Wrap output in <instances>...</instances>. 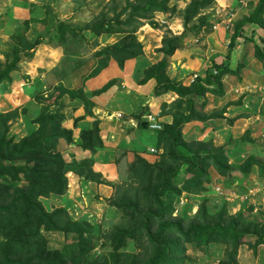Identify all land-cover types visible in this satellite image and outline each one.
Returning <instances> with one entry per match:
<instances>
[{
	"label": "rangeland",
	"instance_id": "374dc122",
	"mask_svg": "<svg viewBox=\"0 0 264 264\" xmlns=\"http://www.w3.org/2000/svg\"><path fill=\"white\" fill-rule=\"evenodd\" d=\"M261 1L0 0V72L14 60L16 48L34 45L40 36L45 40L24 49L23 58L36 55L35 60L11 75L6 91L0 87V108L7 110L0 113L9 116L0 117V260L9 252L17 260L39 255L35 264H148L160 253L144 227L152 212L154 234L166 220L172 224L169 237L180 243L174 264H264V62L258 53L264 50V29L249 21ZM101 22L110 23L113 33L93 36ZM236 32L243 33L242 42L231 49ZM216 63L235 72L223 76L224 93L196 100L194 120L182 125V140L171 158L170 126L187 111L188 101L177 93L166 96L173 92L169 84L191 90ZM158 71L161 134L151 128L141 136L132 129L121 134L97 117V130L87 139L82 130L77 140L73 135L58 148L56 127L64 118L63 125L72 130L80 118L69 120L61 113L67 105L62 98L47 104L57 88L82 89L91 99L113 85L124 91L127 78L134 85L144 83ZM17 130L23 132L12 142L5 139ZM82 137L91 154L83 152ZM146 137L157 139L149 143ZM38 138L39 148L24 149L26 140ZM103 147L115 155L93 172ZM180 147L201 162L199 168L181 163ZM176 166L179 174L161 195L166 218H154L161 176ZM79 173L91 179L83 189L72 177ZM61 178H67V186L72 179V188L58 185ZM100 183L110 185L109 197L96 192ZM233 218L245 234L240 246L202 244L201 227H228Z\"/></svg>",
	"mask_w": 264,
	"mask_h": 264
},
{
	"label": "trees",
	"instance_id": "16d2710c",
	"mask_svg": "<svg viewBox=\"0 0 264 264\" xmlns=\"http://www.w3.org/2000/svg\"><path fill=\"white\" fill-rule=\"evenodd\" d=\"M157 1V0H154ZM210 2H212V0H204V3L206 5L210 4ZM261 4L258 5V7L255 9L256 13L254 14V16H252L250 18V22L259 24L263 29H264V21L261 20V17L263 16L264 13V0H262L260 2ZM198 5L200 4V2L197 3ZM251 6L253 5L252 3H250ZM166 9V7H165ZM113 33V29L112 26L110 25V23L107 22H101L99 24H97V26H95L92 29V34L95 37H99L101 35H105V34H111ZM242 32H236V34H234L231 43H230V48L233 49V47L237 46V42H238V37L242 36ZM45 40L44 38H42L40 36V38L37 40V42L33 45L31 44L29 47L30 48H34L35 45H39L44 43ZM28 47L26 48H22V47H18L15 50V54H14V60L8 64L4 70H2L0 72V85H2V83H4L5 81H12L11 75L19 70V65L22 61L24 60H31V55L30 57H26L23 58V51L24 49H28ZM174 52V50H170L168 52V54H172ZM260 59L264 62V50L263 49H259L258 51ZM231 54V52H230ZM228 55V57H231V55ZM165 66V64L163 63L162 65H160V67ZM163 69V68H162ZM159 70V69H158ZM235 72V70L231 69L228 65H220V64H214L212 70H210L207 73L206 78H202V77H198L195 81L194 84V88L189 90L185 87L179 86V85H175V84H169V90L173 91L177 94H179L180 96L184 97L187 101H188V108L186 112H180L174 120V123L171 127V136H173L175 138V143L173 144V150L172 148L168 150V153L170 155V157L174 158L175 154H174V148H176V146L179 145V142L182 140V132H181V127L183 124L185 123H189L192 120H194V116H195V112H196V100L198 101H202L204 96L207 93H212V94H222L224 93V85H223V76L228 74V73H233ZM98 72H92L89 76H95ZM160 72L158 71L157 75L155 76H149V78L144 81L147 82L149 79L151 78H155L158 82L159 79L161 78V74H159ZM88 76V77H89ZM143 84V83H141ZM158 88V87H157ZM157 90V89H156ZM56 94L53 95L49 100H47V104L49 105H55L57 104L58 100L62 98V96L64 95H70L71 98L73 99H79L81 101H83L85 103V107H86V111L88 115L94 116L93 113V108H94V103L90 100V98H88L86 95H84L83 90L82 89H69L67 87L61 86L59 88L56 89ZM15 111V110H14ZM12 112V111H11ZM9 113V112H6ZM61 113L63 115H65L62 111ZM144 113H146V111H143L140 115L137 116V118L140 120V126L143 125L145 119L143 117ZM7 114L5 113H0V117H5ZM9 117V116H6ZM63 121L64 118L62 120V125L57 126V130L61 131L58 134H55L54 137L57 138V146L58 148H64L65 144L68 140H71V137L73 138V130H68L64 125H63ZM164 126L161 130H159L158 133L161 134V132L164 130ZM97 130L96 127V122H94L93 125H91L89 128L84 129L83 130V135L84 133H86L84 135V138L87 139V134L88 133H92L93 131ZM9 132V129L7 130V133ZM165 134V133H164ZM163 135H159V139H161ZM54 138V139H55ZM5 139L7 141H13V137L8 138L7 135L5 136ZM82 140L84 142L85 139ZM86 141V140H85ZM88 142V141H87ZM68 143V142H67ZM160 143V140H159ZM5 144V141L4 143ZM43 144V141H41L40 138L38 139H34L32 141H28L26 140L24 142V149L28 148V147H40ZM83 148L91 150L92 148H90V146L87 144L81 145ZM90 148V149H89ZM96 148V147H95ZM1 151V150H0ZM179 159L182 160L181 163H183L184 165H187L189 167H195V168H199L200 167V163L201 162H194V160H192L191 156H190V152L185 148V147H180L177 151ZM179 168L180 166H176L173 169H171L167 174H163V176H161V180H162V184L157 186L156 188V200H157V204H158V214L155 213L154 218L160 217L162 219L166 218V209H165V204L164 202L161 201V195L165 192L166 188L170 185L172 179H174L178 174H179ZM228 169V168H227ZM93 171V170H92ZM94 172V171H93ZM80 175H82L83 177H85L86 175H84L83 173H79ZM66 181H64V179H60V180H56L58 185L64 186V188H66L67 186V178H65ZM1 201H2V197L0 194V205H1ZM1 208V206H0ZM42 213H44V215H47L45 209L43 208V210H41ZM151 214L152 212H149L146 216L147 221L145 222L144 227H146L148 229L149 232V236L150 239L153 240V242L156 244V247L160 250V253L158 255H156L154 258H152L148 264H174L173 263V259L176 256V253H178L179 250L178 247L180 245V243L178 242H174L173 240H171V238L169 237V235L174 233V230L172 229V224L170 221H165L162 229H160V232L157 234L153 233L152 230V225H151ZM238 219H232L230 226L228 227H215V228H209V227H201L200 231H201V235H198L199 237H201V239L204 240V245H210L211 243H226V245H234L235 247L240 246L241 242H239V239L241 236L245 235L242 231L239 232L238 230ZM175 227H179V225L176 224ZM200 233V232H199ZM193 235H195L193 233ZM211 236H213L214 238L212 239ZM186 237L189 238L190 241H195V237L191 236L190 234H187ZM198 239V238H196ZM236 255V253L233 251L232 255ZM11 254L8 252L7 255L5 256V258L3 260H0V264H35L37 262H39L40 257L39 255H31L28 254V256H26V259L24 260H17V259H12L9 258Z\"/></svg>",
	"mask_w": 264,
	"mask_h": 264
},
{
	"label": "crops",
	"instance_id": "0c3cea01",
	"mask_svg": "<svg viewBox=\"0 0 264 264\" xmlns=\"http://www.w3.org/2000/svg\"><path fill=\"white\" fill-rule=\"evenodd\" d=\"M226 1H228V0H226ZM249 6L251 7V4H249ZM240 37H242V36H240ZM238 42H242V41L238 39ZM240 47H242V45ZM35 56L36 55H34L33 60H35ZM235 57H236V55H235ZM33 60L22 61L20 63V66H19L20 70L23 71V69H28L29 64L31 65V63H33ZM230 68H232L231 65H230ZM124 83H125L124 91L123 90H120V91L114 90L113 89L114 85H113L112 89H110L111 88L110 87L106 92L99 94L97 97H95V98L91 97L90 100L93 103H97L99 101L97 104H94L93 111L96 112L95 117H93L91 115L89 116L87 114V111L85 109L86 108L85 103L83 101H81L77 98L73 99L70 97V95H65L62 97V99H61L62 103L67 104L65 109L62 110V112L67 116V118L69 120H71L73 118H75V119L80 118L77 125L72 128L75 140H77V137H78L80 131L87 129L88 127L93 125V121L96 120L97 117H99L100 120L102 119L101 120L102 126L106 125L109 127L110 130L114 129L116 132L117 131L121 132V134H123V132H125V130L129 131L130 129H132L131 133L135 134V137L141 136L142 133H146V128H144L143 126H137L140 123L139 122L140 120L137 118V116L140 115L143 111H146V113H144V115L142 117V119H143L149 113L158 115L157 111L161 110L160 102H158V101H162L161 100L162 97L157 98L155 95L157 82L154 78H151L143 84L137 83L134 85L135 82L132 79L128 80V78H127L124 81ZM8 84H9V81H5L4 83H2V85H0L1 88H4L3 91H6V89H8V87H7ZM224 89H225V87H224ZM171 93L165 94V95L169 97V96H172L173 94H176L175 92H171ZM166 96H163V97H166ZM9 109H12V108H9ZM0 111L4 112L7 110H2V108H0ZM9 111H11V110H9ZM103 111H105V113L108 112V114L113 115V117L109 118V120H108V118L107 119L101 118L100 115L98 114V112L101 113ZM119 113L122 114L121 118L116 117V115ZM97 115H99V116H97ZM158 117H159V115H158ZM159 121L161 124H163V122H161L160 118H159ZM29 122L30 121H28L26 119L25 127L28 128L27 124ZM130 122H131V124H130ZM123 123L124 124L129 123V124H126L127 126H125L123 129V127H122ZM20 126H21V124H20ZM20 126L18 127L19 129H20ZM22 132H23V130H21L20 132H18V130H17L14 133H12L11 137H13L14 134H15V136H18L19 135L18 133H22ZM27 133L28 132H26V134ZM105 134H106V136H108L107 133H105ZM126 136L127 137L130 136V133ZM146 139H148L149 143H152V141H156L157 137H156V139L146 137ZM109 143H107V144L105 143L107 147H109L108 146V145H110ZM74 146L76 147V145H74ZM71 147L72 146L68 147L69 148L68 156H70V154H71L70 153V151H72V150H70V149H72ZM107 147H103L102 151H99V152L97 151V153H96L97 159L95 160V163L93 165V171L94 172H97V173L100 172L101 169L104 168L103 164H108V162L111 161V158L115 155V151L113 152L112 150H109ZM83 152L85 154H87L88 152L91 154L90 150H88V149H87V151L84 150ZM107 160H109V161L107 162ZM72 177H75V178H73V180L76 179L77 181L82 183V185H81L82 189H83V185L85 184V181H87V183H91V179H89V178L86 179L85 177L80 176L78 174H75V176L72 175ZM73 180L72 179L69 180L67 187L70 189L72 188V181ZM109 186L110 185H108L107 183L106 184L100 183V185H98L99 188L96 190V192L100 191L101 195H103L105 197H109L106 195L108 192Z\"/></svg>",
	"mask_w": 264,
	"mask_h": 264
},
{
	"label": "built area",
	"instance_id": "2783aa9c",
	"mask_svg": "<svg viewBox=\"0 0 264 264\" xmlns=\"http://www.w3.org/2000/svg\"><path fill=\"white\" fill-rule=\"evenodd\" d=\"M121 116V115H119ZM145 121H147L149 128L154 130H161L163 128V125L159 121V117L155 114L149 113L145 116ZM155 150L152 149V152ZM261 189L264 191V178L261 181ZM220 190V189H219Z\"/></svg>",
	"mask_w": 264,
	"mask_h": 264
},
{
	"label": "water",
	"instance_id": "95a60500",
	"mask_svg": "<svg viewBox=\"0 0 264 264\" xmlns=\"http://www.w3.org/2000/svg\"><path fill=\"white\" fill-rule=\"evenodd\" d=\"M142 126L147 129L148 128V123L144 122Z\"/></svg>",
	"mask_w": 264,
	"mask_h": 264
},
{
	"label": "clouds",
	"instance_id": "9594fccd",
	"mask_svg": "<svg viewBox=\"0 0 264 264\" xmlns=\"http://www.w3.org/2000/svg\"><path fill=\"white\" fill-rule=\"evenodd\" d=\"M145 122H147V121H145ZM149 127V126H148Z\"/></svg>",
	"mask_w": 264,
	"mask_h": 264
}]
</instances>
